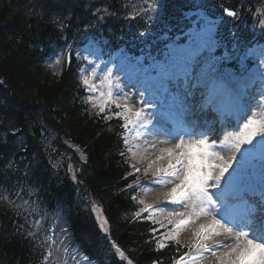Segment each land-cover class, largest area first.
Here are the masks:
<instances>
[{
	"label": "snow or ice",
	"instance_id": "1",
	"mask_svg": "<svg viewBox=\"0 0 264 264\" xmlns=\"http://www.w3.org/2000/svg\"><path fill=\"white\" fill-rule=\"evenodd\" d=\"M75 7L74 0H39L27 8L26 14L39 19L48 15V23L55 26L63 41L59 50L51 54L54 56L51 63H46V67L53 70V76L60 75L65 65L70 67L73 52L78 60L88 63L89 74H79V82L86 92L79 99L88 106L84 111L89 118L110 121L115 117L121 121L119 156L131 168L122 179L136 178L119 191L143 193L131 195V200L138 205L131 213V222H150L148 242L154 243L157 251L176 246L177 256L172 264H203L206 259H210V264H264V51L259 60L262 87L258 93H248L247 85L233 87L241 82L242 75L226 74L222 71V62L235 60L240 65L237 71L243 73L247 71L244 60L253 50L249 48L242 55L232 52L215 55L220 47L215 38L218 22L202 17L203 23L195 22L196 27L188 32L187 43L171 47L163 62L152 65L151 71L137 68L142 78L138 86L126 92L124 89L128 85L114 76L108 62L98 63L96 52L88 47L83 49L87 54L82 55L75 39H68L66 33L71 28ZM127 7L125 4L126 10ZM159 7L158 0H141V4L127 11L124 18L143 20L144 31L139 34L144 36ZM220 7L223 11L220 19L228 18L231 33L235 22L242 19V10L236 6ZM116 15L107 7L96 8L86 18L83 31L86 33ZM259 26L264 31V19H259ZM232 34L239 37L238 33ZM17 42H20L19 37ZM98 67L101 72L97 82ZM117 70L123 71V68ZM135 99L140 103L138 108L130 104ZM210 113L215 114L212 120L207 119ZM202 117L203 124L200 123ZM216 117L228 121L226 128L236 130L224 131L220 139L214 127ZM9 131L15 137L22 133V128L13 126ZM76 147L81 160H85L86 154ZM0 148L8 151L3 165V179L7 180L8 171H18V153H24L21 160L26 158L27 144L21 136L10 146L5 135ZM142 160L146 163L138 167ZM30 168V165L25 166L26 176ZM78 171H72V179L80 184ZM141 173L146 180L141 181ZM155 188L164 190L156 192L149 202L146 197ZM22 190L23 185L15 192L19 202L7 195L0 196V201L17 216L24 217L27 228L20 224L16 231L32 243L33 249L42 250L38 264H81L79 249L71 247L69 229L61 226L59 233L50 234L42 223L43 216L30 219L37 201L24 199ZM34 191L30 188L28 196ZM89 203L91 210L97 213L100 228L107 234L108 221L95 201ZM186 230L190 231V238L187 243H181L180 234ZM110 243L123 257L119 246L111 240ZM128 264L133 262L128 260Z\"/></svg>",
	"mask_w": 264,
	"mask_h": 264
},
{
	"label": "trees",
	"instance_id": "2",
	"mask_svg": "<svg viewBox=\"0 0 264 264\" xmlns=\"http://www.w3.org/2000/svg\"><path fill=\"white\" fill-rule=\"evenodd\" d=\"M89 1L82 6L86 7ZM104 1L110 11H118L116 0ZM189 1L163 0L166 20L173 21L176 17V25L183 23L185 12H180ZM206 1L210 10L220 5L238 7L241 3L244 6L250 1L253 3V0H200ZM38 2L0 0V80L3 81L0 83V141L7 135L11 146L23 136L28 149L25 159L21 160L24 153H18L16 157L18 171H8L9 179L4 180L3 165L8 151L0 148V196L7 195L18 202L15 192L21 185L22 195L28 194L30 188L34 189L31 198L37 201L39 219L44 217V228H48L54 212H60L62 224L78 242H83L80 246L84 252L98 259L100 264H128V260L133 264H152L153 261L169 264L176 246L157 251L155 244L148 242L150 222H131V213L138 208L131 195L136 193L119 191L133 179H122L131 168L119 156L122 146L118 138L120 120L115 117L110 121L89 118L84 111L88 106L79 99L86 92L79 85L73 58L70 67L65 65L58 76H53V70L44 67L40 49L45 45L47 49L44 50L50 52L62 40L55 26L48 23V15L43 19L27 16V8ZM90 15V9L75 8L72 20L77 21V27L72 24L67 37L79 42L91 32L104 33L111 39L119 38L123 33L111 20L85 33L83 24ZM131 22L126 35L134 37L135 23L140 26V22L137 19ZM173 31L171 28L168 33ZM158 39L159 35L147 32L131 42L143 47L139 53L149 52L163 61V44ZM13 126L22 128V133L13 137L9 131ZM66 142L73 146L69 147ZM74 146L83 150L85 160H81ZM26 165L31 166L27 176L24 174ZM77 169L80 184L72 179V171ZM90 200L96 202L108 221L107 234L94 218ZM37 211L31 213L30 219L35 220ZM20 224H25L24 217L17 216L0 201V264H38L41 259L42 250L33 249L32 243L17 233ZM110 240L124 252L123 257L115 251Z\"/></svg>",
	"mask_w": 264,
	"mask_h": 264
},
{
	"label": "rangeland",
	"instance_id": "3",
	"mask_svg": "<svg viewBox=\"0 0 264 264\" xmlns=\"http://www.w3.org/2000/svg\"><path fill=\"white\" fill-rule=\"evenodd\" d=\"M119 77L121 78V80H122L123 83H125V84L128 85V87L124 89V91H126V92L132 90V89H133V86H134V85H137V83H138L139 80L141 79L140 74H139V75L137 74V75L135 76V77H136L135 83L130 82L128 79L126 80V77H125L124 75H121V74H120ZM95 80L98 82L99 77L97 76V77L95 78ZM130 104H131V106H132L133 108H138V107H140V103H139L138 99L131 100V101H130ZM254 110L259 111L258 109H254ZM250 114H251V112H250ZM250 114H249V115H250ZM187 119H188V120H191V117H187ZM160 138H161V139H166V137H160ZM164 146H167V145H164ZM225 154H226V153H225ZM148 158L151 159L152 156L149 155ZM145 163H146V160H142V161L140 162V166H139V167H143V165H144ZM257 163H258V160H257ZM163 190H164V189H159V190H154V191L148 193V195H147V199L150 200V201H152L153 198H154V196L156 195V192L163 191ZM190 235H191L190 231H187V230H186V231H183V232H181V234H180V239L183 240V241H185V239L190 238ZM203 264H210V259L207 260V261H205V262H203Z\"/></svg>",
	"mask_w": 264,
	"mask_h": 264
}]
</instances>
